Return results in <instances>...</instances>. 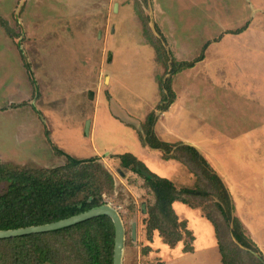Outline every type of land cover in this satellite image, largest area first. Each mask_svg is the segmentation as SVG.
<instances>
[{
	"label": "rangeland",
	"instance_id": "rangeland-1",
	"mask_svg": "<svg viewBox=\"0 0 264 264\" xmlns=\"http://www.w3.org/2000/svg\"><path fill=\"white\" fill-rule=\"evenodd\" d=\"M176 64L194 67L174 74ZM162 80L171 81V92L163 87L165 102ZM151 114L171 155L182 145L196 148L231 198L241 197L232 199L229 222L216 208V183L198 163L166 160L162 150L150 152L143 143ZM231 149H236L233 164L225 156ZM126 153L178 190H204L198 224L188 220L187 227L195 239L205 232L209 243L197 248L182 231L183 241L173 249L159 231H150L156 198L142 178L121 167L118 156ZM66 156L94 158L114 177L116 187L105 200L125 226L123 264H223L207 214L219 222L231 262L259 264L264 259V0H0V163L55 169L68 163ZM222 165L233 167L222 173L217 168ZM238 182L235 195L232 184ZM176 214L187 220L181 207ZM234 218L241 221L249 248L233 237ZM186 244L193 253H185Z\"/></svg>",
	"mask_w": 264,
	"mask_h": 264
},
{
	"label": "trees",
	"instance_id": "trees-1",
	"mask_svg": "<svg viewBox=\"0 0 264 264\" xmlns=\"http://www.w3.org/2000/svg\"><path fill=\"white\" fill-rule=\"evenodd\" d=\"M203 59L202 56L197 62ZM176 65L179 68L174 74L184 68L194 67V64ZM170 85V80L161 81L164 102L169 98L168 94L164 95L163 87L166 86L171 92ZM156 118L155 114L149 116L143 143H147L153 150H162L166 160L183 162L185 158V163H198L205 177L217 184L212 186L219 200L216 208L229 222L235 208L221 178L211 173L210 165L194 147L182 145L178 152L171 155V145L156 135ZM177 153H181V156ZM58 154L65 155L60 151ZM118 157L121 167L142 178L145 186L155 195L156 203L149 211L150 231H159L166 244L173 249L183 241L182 231L194 243L193 233L188 229L187 222L179 220L174 204L182 203L191 209H200L203 205L198 199L205 194L204 190L201 187L178 190L171 181L151 172L133 154L126 153ZM66 158L68 163L55 169H33L0 163V232L53 224L107 204L105 195L116 187L112 174L96 164L94 158L84 161L70 156ZM206 217L215 229L222 263L235 264L224 248L219 222L211 215L207 214ZM230 221L233 222V237L242 246L249 248L241 221L237 218ZM115 238L113 221L102 216L56 232L1 240L0 264H114ZM193 252V246L186 244L185 253ZM259 264H264V259L260 258Z\"/></svg>",
	"mask_w": 264,
	"mask_h": 264
},
{
	"label": "water",
	"instance_id": "water-1",
	"mask_svg": "<svg viewBox=\"0 0 264 264\" xmlns=\"http://www.w3.org/2000/svg\"><path fill=\"white\" fill-rule=\"evenodd\" d=\"M90 123L87 125L86 132L89 134ZM145 205H143V210H145ZM109 217L115 226L116 238H115V251H114V264H123L124 261V249L126 242V230L123 224L120 213L113 208L111 205L106 204L103 207L95 208L86 213L80 214L78 216L62 220L53 224L30 227L26 229L19 230H10V231H1L0 232V241L18 237H25L35 234H45L64 230L67 228L74 227L76 225L82 224L84 222L102 217ZM137 236V224L133 225V239L135 240Z\"/></svg>",
	"mask_w": 264,
	"mask_h": 264
},
{
	"label": "crops",
	"instance_id": "crops-1",
	"mask_svg": "<svg viewBox=\"0 0 264 264\" xmlns=\"http://www.w3.org/2000/svg\"><path fill=\"white\" fill-rule=\"evenodd\" d=\"M160 139V138H159ZM161 140V139H160ZM161 141H163V140H161ZM164 142V141H163ZM197 147V146H196ZM218 147V146H217ZM217 147H216V150H217ZM198 148H199V146H198ZM199 149H201V148H199ZM145 151L147 150L146 148L144 149ZM149 150H150V152H157L158 150H153V149H151V148H149ZM240 150V149H239ZM238 149H237V153H239L238 151H239ZM141 151V150H140ZM143 151V150H142ZM142 151L139 153V154H141L142 153ZM233 151H236V149L235 150H233V149H231V150H229V152H226L225 153V156L227 157V159H228V161H230L231 163L230 164H233V161H234V156H232V154H234L233 153ZM216 153L218 154V152L216 151ZM98 154V153H97ZM227 161V160H226ZM171 163H172V161H171ZM174 163H177V162H174ZM178 164V163H177ZM172 165H174V164H172ZM176 168L178 167V166H176V165H174ZM223 166V165H222ZM231 167H233V166H229V169L231 168ZM222 173L223 172H225V170H229V169H224L225 167L223 166L222 168H220L219 166L217 167ZM179 169H181V167L179 166ZM217 169V170H218ZM157 175V174H156ZM220 176V175H219ZM238 176H240V174H238ZM238 176H237V178H238ZM159 177H161V178H165V177H163V176H159ZM165 179H167V178H165ZM230 181H231V183L233 182V179L232 178H230ZM244 182L245 183H247V181L246 180H244ZM243 186V185H242ZM234 188V191H235V195H236V192H238V189H239V182L236 184V185H234V184H232V189ZM244 188V190L246 191V189H245V187H243ZM230 189V188H229ZM231 192V191H230ZM232 196L234 197V201H235V203L237 202V199L236 198H241L240 196L239 197H236V196H234L233 194H232ZM176 207H181L182 209H183V211L185 212V219H187V220H185L184 222H187L188 220H190V223L192 224L193 223V226L196 228V225L198 224V222H196V220H197V211L196 210H194V209H191L190 207H188V206H186V205H184V204H182V203H175L174 204V210L176 211ZM238 207V206H237ZM186 213H188V214H186ZM189 216V217H188ZM207 225L208 226H211L212 228H213V226L211 225V223H209L208 221H207ZM207 237H209L208 235H206L205 234V232L204 233H202L201 232V234H199V235H197V239H195L196 240V244H197V248H203L204 247V245H206L207 243H209L210 241L208 240V239H205V238H207ZM212 238H213V236H212Z\"/></svg>",
	"mask_w": 264,
	"mask_h": 264
}]
</instances>
